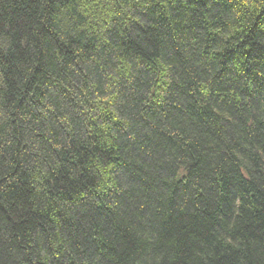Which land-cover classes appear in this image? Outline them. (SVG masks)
I'll return each instance as SVG.
<instances>
[{
	"label": "trees",
	"instance_id": "16d2710c",
	"mask_svg": "<svg viewBox=\"0 0 264 264\" xmlns=\"http://www.w3.org/2000/svg\"><path fill=\"white\" fill-rule=\"evenodd\" d=\"M0 264H264V0H0Z\"/></svg>",
	"mask_w": 264,
	"mask_h": 264
}]
</instances>
